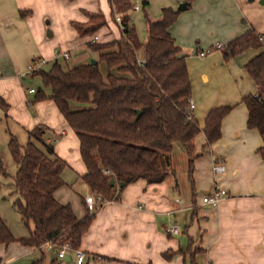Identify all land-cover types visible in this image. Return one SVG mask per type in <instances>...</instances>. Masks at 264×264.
<instances>
[{
	"label": "trees",
	"instance_id": "trees-1",
	"mask_svg": "<svg viewBox=\"0 0 264 264\" xmlns=\"http://www.w3.org/2000/svg\"><path fill=\"white\" fill-rule=\"evenodd\" d=\"M193 1L186 0L188 9ZM108 4L112 19L120 17L121 37L87 44L97 54L95 65H77L63 71L55 61L48 71L40 69L31 74L40 76L50 90L49 96L38 91L31 103L45 99L54 102L77 136L86 168L82 181L90 194L101 197L102 203L118 201L123 189L138 180L162 183L172 173L175 144L183 148L191 175L193 162L202 155L195 152V137L203 133L205 151L219 140L222 120L231 111L229 106L211 109L202 129L192 114L189 118L192 86L184 52L168 32L179 11L165 8L154 19L146 10L148 3L142 1L146 39L140 42L130 24L134 10L131 0H108ZM86 17L84 24L71 23L81 38L94 37L106 25L101 14L86 13ZM258 36L250 30L219 51L225 61L249 49L256 52L243 66L256 90L243 97L241 103L247 110V128L261 137L262 146L256 153L264 159V48ZM100 64L106 68L105 73ZM0 107L6 110L1 99ZM8 149L16 169L13 187L19 196L17 211L22 224L28 228L31 223L33 228L27 237L16 239L0 217V245L19 243L39 249L47 243H69L72 250L79 249L95 213L85 208L84 217L78 219L70 205L56 201L54 193L64 185L66 162L55 155L51 144L45 143L39 127L28 132L24 146L11 137ZM111 179L115 182L112 186ZM197 253H186L189 264H196ZM174 254L167 251L162 257L170 259Z\"/></svg>",
	"mask_w": 264,
	"mask_h": 264
},
{
	"label": "crops",
	"instance_id": "crops-1",
	"mask_svg": "<svg viewBox=\"0 0 264 264\" xmlns=\"http://www.w3.org/2000/svg\"><path fill=\"white\" fill-rule=\"evenodd\" d=\"M80 1L83 0H0V99L6 105V110L0 107V124L6 127L10 123L17 124L27 130V133L36 127L52 128V135H46L42 129L45 143L51 144L55 155L66 164L67 160L71 161L82 179L86 168L80 158L75 132H72L61 116H56L51 101L32 104V99L27 93L36 95V92H27L22 86V79L29 76L27 68L31 63L42 61L43 67L55 59L52 51L53 40L49 41L48 38L56 34L55 29L64 30V23L78 18L75 14L78 13ZM89 1L94 0L85 2L87 7L84 6L89 11L96 12V7H102L111 14L108 0H100V6H97V2L90 5ZM132 1L139 4L146 1L154 18L161 15L162 9L170 8L176 11V6L186 2ZM103 3L106 9L103 8ZM135 6L139 10L140 6ZM187 10L188 8L185 11ZM26 13L28 14L22 16ZM53 19L58 22L57 27L52 26V23L48 24L47 20L52 22ZM44 22L46 26L50 25L52 33L46 32ZM114 22L119 25L115 19ZM176 22L168 32L181 47L174 35ZM130 24L133 25L132 19ZM247 28L240 35L231 32L229 40L223 43V46L250 30L255 31L257 35H264L252 26ZM101 29L107 30V33L102 39L96 33L95 43L118 40L119 37L113 36L107 22ZM77 38L70 44L68 59L71 58V48H77L80 40H84L78 35ZM89 38L91 39L88 43H92L93 37ZM262 44L264 48V40ZM217 45L221 46V43L218 42L215 46ZM215 46L211 45V48ZM184 57L187 65L189 53L185 52ZM202 81L207 83L209 78L203 75ZM252 87L253 91L249 94L256 90L253 84ZM247 95L240 96V99ZM191 101L194 104L192 116L200 129L203 128L204 118L211 109L229 106L231 111L222 120L219 140L209 145L205 151L202 150L205 142L203 133L200 132L203 141L195 137V152L202 155L195 159L191 175L188 174L192 183L189 200L182 203L173 199V193H179V184L173 169V173L160 184H147L138 180L127 185L118 201L104 202L101 205L87 232L82 236L79 249L85 253L83 264H186V258L189 263L186 255L189 250H198L195 255L196 264H264V159L256 153L262 146L261 137L256 130L247 128V110L244 104L241 103L242 107L235 109L238 99L235 103H228L208 96L206 100L199 101L191 95ZM28 104L33 105L35 116H32ZM11 137L14 136L9 133V140ZM214 164H222L224 171L215 174L212 171ZM201 175L208 176V183L204 186L200 184L203 183ZM194 185L201 186L204 190L202 196L213 189L225 190L227 195L217 208L212 209L197 203L194 199ZM86 196L91 195L79 196L83 215L85 208L88 209L84 201ZM55 199L59 202L56 197ZM59 203L71 207L70 203ZM71 209L78 219L82 218L76 215L72 207ZM183 214L189 217V224L185 227L183 236L166 235L164 229L169 225V220L179 219ZM180 236L186 239L184 247ZM46 249L50 250L45 244L33 250L43 252ZM167 251L175 254L170 259L162 258L161 254ZM53 260L56 259H51V263ZM62 260L73 262L68 253Z\"/></svg>",
	"mask_w": 264,
	"mask_h": 264
},
{
	"label": "rangeland",
	"instance_id": "rangeland-1",
	"mask_svg": "<svg viewBox=\"0 0 264 264\" xmlns=\"http://www.w3.org/2000/svg\"><path fill=\"white\" fill-rule=\"evenodd\" d=\"M71 1L74 0H67V2ZM86 1L87 0L80 1V5L77 7L78 13L76 12L77 15L75 14V17L77 16L78 18H72L67 24L64 23V30L60 29L59 31L58 29H55L56 34L51 38H48L50 39L49 41L53 40L52 51L55 59L44 64L41 68L42 71H48L54 64L55 60L60 65L61 69L66 71L79 64H90L91 60L97 58V54L90 51L87 47V43L89 42V39H91L89 37H84L83 41L80 40V45H78L77 48H71L70 59L64 60L63 57L60 56L62 53L69 51L72 41L78 39L75 31H73V28L71 27V23H86V21L82 20L87 19L86 13L101 14L107 22L109 29L112 30L113 36L115 38H120V30L112 19L111 14L108 11H104L102 7H96V12L89 11V9L86 8ZM96 2L98 3L97 6H100V0L89 1L88 4L93 5ZM131 2L133 7L135 5L140 6L139 10L131 11L130 19L133 21L139 40L144 42L146 39V31L141 3H135L132 0ZM263 2L264 0H194L187 11L179 13L178 20L174 27V35L177 42L181 45L183 52L189 53L187 65L193 98L203 101L209 96L228 103H232L238 99L235 104V109L242 107L240 96L247 95L253 91V83H251L252 81H250L248 76L243 73V65L256 52L249 49L241 55L227 61L223 59L219 50L203 58L198 56V52L206 51L211 48V45L215 46L218 42H220L223 47V43H226V41L229 40L231 32L235 33V35H240L250 26L254 27L257 32L264 33ZM84 5H86V7ZM102 5L103 8L106 9V5L104 3ZM146 10L148 14L154 18L148 10V6ZM176 11H178L177 6ZM50 21L47 20L48 24L52 23V26H58V22H55L54 19L52 22ZM44 26L46 27V32L50 31L52 33L50 25L46 26L44 22ZM97 33L102 39L104 38L103 35L107 33V30L101 29ZM260 42L262 43V41ZM99 68L102 73L106 72V68L103 64H100ZM225 70L228 72H225ZM28 75V77L22 79V86L27 92L30 90H33L36 93L42 91L45 96L50 95V90L44 87L40 76H31V73ZM203 75L209 78L207 83H203ZM27 95L32 100L35 97V94L29 95L27 93ZM45 100L52 102L57 114L56 116L60 117L61 114L54 102L50 99ZM32 104H28V107L32 116H35ZM42 129L45 131L46 135H52V132L54 133L52 128ZM72 132L74 133L73 130ZM9 133L14 136V139H16L21 146L26 144L28 133L27 130L17 124L10 123L8 127L4 124H0V217L10 229L12 235L17 239H20L29 235V231L32 230L33 225L30 223L28 228H26L22 224L17 211L16 203L17 200H19V196L15 193L13 187V177L16 169L8 149ZM198 138H201V141H203L202 133L197 135V140ZM171 157L172 169L176 173L179 184V193H173V199H177V201L184 203L189 200V196H191L192 186L187 173L188 158L179 144L174 145ZM67 163V167L62 174V179L66 184L58 189L54 195L59 202L70 203L76 215L83 217L84 210L79 196H84L90 193L78 175L72 162L67 160ZM1 169L7 174V176L3 174ZM201 180L203 183L200 184L203 186L206 185L208 183V176L201 175ZM203 191L204 190L201 186L194 185L193 193L194 199L197 200V203H201ZM90 195L94 199V208L90 213H96L103 203L97 200V197L94 194ZM186 215L187 214L181 215L179 219L176 218L175 220H169V225L175 224L179 227L180 235L183 234L185 227L189 224V217H186ZM165 229L164 233L166 234ZM182 236L179 238H181L182 247H184L186 239ZM60 248L61 246L51 245L50 250L46 249L43 250V252H40L23 247L17 243H12L8 247L0 245V264H33L37 260H41L40 264H52L51 259H56L54 264H74L75 253L73 251H67L73 262H62L63 260L57 259L56 254ZM186 264H189L187 258Z\"/></svg>",
	"mask_w": 264,
	"mask_h": 264
},
{
	"label": "built area",
	"instance_id": "built-area-1",
	"mask_svg": "<svg viewBox=\"0 0 264 264\" xmlns=\"http://www.w3.org/2000/svg\"><path fill=\"white\" fill-rule=\"evenodd\" d=\"M134 10H138V7L135 6ZM115 21L120 24V17L116 16L115 17ZM258 40L259 41H263L264 40V35H259L258 36ZM97 41V37H93L92 39V43H95ZM221 48L220 45H217L213 48L207 49L206 51H200L198 52V56L200 58L206 57L207 55L219 50ZM61 57H63V59L67 60L69 58V55L67 52H64L60 55ZM43 62H36V63H32L28 66L27 70H28V74L29 73H34L38 70H40V68L42 67ZM30 92H34L33 90H30ZM194 110V104L193 102L190 100L189 101V105H188V115L189 118L192 114V111ZM212 171L215 174H220L224 171V166L222 164H214L212 166ZM226 191L225 190H221V189H213L211 192H208L206 195L201 197V204L203 206H207L209 208L215 209L218 207L220 201L226 196ZM97 200H99L101 202V197H97ZM85 203L88 206L89 211H91L94 208V199L92 198V196H86L84 198ZM169 215V213L167 214ZM165 232L167 235L170 236H178L180 235V229L177 225L173 224V225H168L165 229ZM48 249L51 248L50 243L46 244ZM67 251H73L75 253V264H83L84 260H85V253L83 251H81L80 249H76V250H72L71 246L69 243H65L61 246V248L57 251V259L62 260L65 256Z\"/></svg>",
	"mask_w": 264,
	"mask_h": 264
},
{
	"label": "water",
	"instance_id": "water-1",
	"mask_svg": "<svg viewBox=\"0 0 264 264\" xmlns=\"http://www.w3.org/2000/svg\"><path fill=\"white\" fill-rule=\"evenodd\" d=\"M186 9H187V3H186V2L181 3V4L178 6V11H185ZM95 64H96V60H91V61H90V65H95ZM137 113L140 114L139 111H138ZM109 183H110L111 186L115 184V182H114L113 179H111ZM120 186L122 187L123 184L121 183ZM69 261H70V260H69Z\"/></svg>",
	"mask_w": 264,
	"mask_h": 264
}]
</instances>
